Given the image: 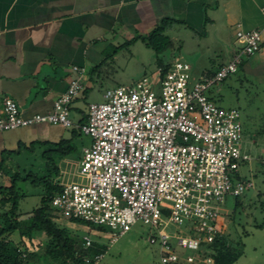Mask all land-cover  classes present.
<instances>
[{"label": "built area", "instance_id": "2783aa9c", "mask_svg": "<svg viewBox=\"0 0 264 264\" xmlns=\"http://www.w3.org/2000/svg\"><path fill=\"white\" fill-rule=\"evenodd\" d=\"M236 38L233 57L194 82L190 63L176 59L165 73L159 67L152 76L108 89L105 101L89 103L87 123L77 126L93 139L83 148L81 182L60 183L53 208L110 228L113 242L139 221L150 225L155 233L148 240L159 245L161 264H214L216 251L209 245L223 233L220 203L255 186L242 172L253 156L244 148L239 109L221 107L208 93L261 48L259 29L238 24ZM73 71L68 89L47 113L25 117L18 102L6 97L0 132L39 123L73 126L72 105L84 90L86 69ZM258 160L264 165V154ZM170 225L187 228L169 232ZM92 243L83 237L85 247ZM102 257H86L85 264H99Z\"/></svg>", "mask_w": 264, "mask_h": 264}, {"label": "crops", "instance_id": "0c3cea01", "mask_svg": "<svg viewBox=\"0 0 264 264\" xmlns=\"http://www.w3.org/2000/svg\"><path fill=\"white\" fill-rule=\"evenodd\" d=\"M166 20V35L175 26L201 39L213 34L227 54L218 67L238 50V24L261 30L260 50L238 71L264 85V0H0V109L12 97L25 117L52 111L75 76L73 66L86 69L84 90L72 105L74 125L39 123L0 132V163L6 168L14 155L38 143L51 145L54 152L65 142L71 146L66 151L74 152L76 128L87 118L77 105L96 87L115 88L110 85L120 82L113 83L111 70L126 67L119 63L122 56L131 60L138 49L146 51L140 42L153 50L140 36Z\"/></svg>", "mask_w": 264, "mask_h": 264}, {"label": "rangeland", "instance_id": "374dc122", "mask_svg": "<svg viewBox=\"0 0 264 264\" xmlns=\"http://www.w3.org/2000/svg\"><path fill=\"white\" fill-rule=\"evenodd\" d=\"M166 32L170 35L173 45L165 51V58L172 62L176 59L188 61L191 65V82L207 72L216 70L227 58L222 44L213 34L207 39H201L193 31H186L180 26ZM138 46L146 51L138 49L131 60L122 56L119 63L126 64V67L111 70L113 83L131 84L145 75L155 74L157 58L153 50L144 48L141 42ZM119 84L115 83L110 87ZM106 91L101 87L90 90L77 106L81 108V112H87L89 103L106 100ZM208 93L221 107L239 109L244 129V148L253 156V160L242 167V172L253 179L255 186L241 196L228 194L220 203L222 232L240 254L233 264H264V165L258 160V157L264 154V85L251 75H245L241 69L212 86ZM81 112L75 110V115L82 114ZM86 123L87 118L83 119L81 124ZM76 132L74 142H71L74 152L65 159L53 151L44 155L52 146L38 143L35 148H24L21 154L14 155L12 161L6 164L7 171H0V187L10 186L14 175L19 174L23 178L18 180V189L24 195L20 203L19 220L25 221L32 216L33 209L40 205L45 193L44 182H32V178L51 175V178L59 183L81 182L82 148L90 146L93 139L80 127L76 128ZM57 167L60 169L58 173L55 170ZM29 174H32L31 178L25 180ZM163 213V218L167 220L169 211L165 210ZM50 216L58 226L67 228L72 234L80 238L89 236L98 241L103 253L99 264H161L159 245L148 240L155 231L142 221L134 224L128 232L113 242V230L106 226L74 220L55 209L50 212ZM186 228V225H170L167 230L182 233ZM8 239L27 254L23 255L26 264H58V261L45 255L50 238L44 232H36L30 239L17 230L10 234ZM30 252L33 255H30ZM185 253L193 254L194 251L185 250Z\"/></svg>", "mask_w": 264, "mask_h": 264}, {"label": "trees", "instance_id": "16d2710c", "mask_svg": "<svg viewBox=\"0 0 264 264\" xmlns=\"http://www.w3.org/2000/svg\"><path fill=\"white\" fill-rule=\"evenodd\" d=\"M168 23L169 21L166 20L149 34L140 36L154 50L158 66L162 68L163 73L171 66V63L165 58V51L173 45L171 38L164 33ZM70 148V145L67 146L65 142H62L57 145L54 152L63 156L70 153L69 150L66 151ZM47 152L50 150L45 151L44 155ZM55 170L57 173L59 172L58 167ZM0 171H7L3 163H0ZM31 175H27L25 180H29ZM18 180H23V178L19 174L14 175L10 186L0 187V221L3 223L0 226V264H26L23 255L27 256V254L8 239V236L17 230L30 239L36 232H44L49 236L45 255L58 261V264H85L86 257L93 258L102 253L98 241L93 240L92 246L85 247L83 238L72 234L65 227L58 226L52 220L50 212L54 208L51 201L54 195L62 189V186L59 182L54 181L51 175L31 179L32 182H44L45 193L40 205L33 209L32 216L25 221L19 220L20 203L24 195L18 189ZM209 246L216 251L214 264H233L239 258L240 254L237 249L226 240L223 233L218 234ZM30 255L33 253L30 252Z\"/></svg>", "mask_w": 264, "mask_h": 264}]
</instances>
